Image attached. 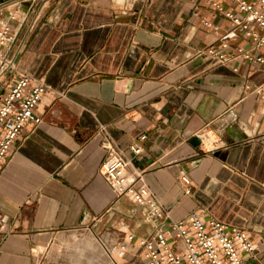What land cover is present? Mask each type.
I'll return each mask as SVG.
<instances>
[{"label":"crops","instance_id":"crops-1","mask_svg":"<svg viewBox=\"0 0 264 264\" xmlns=\"http://www.w3.org/2000/svg\"><path fill=\"white\" fill-rule=\"evenodd\" d=\"M211 1L38 5L15 70L0 75V94L18 74L53 87L36 108L39 122L25 126L0 167V264L141 260L139 239L155 225L100 173L107 136L162 205L163 222L196 210L240 227L256 243L246 263L264 264V91L255 89L264 62L217 63L205 51L224 36L231 52L264 49ZM199 131L221 147L205 150ZM134 140L142 153L129 150Z\"/></svg>","mask_w":264,"mask_h":264},{"label":"built area","instance_id":"built-area-1","mask_svg":"<svg viewBox=\"0 0 264 264\" xmlns=\"http://www.w3.org/2000/svg\"><path fill=\"white\" fill-rule=\"evenodd\" d=\"M233 6L227 8L220 2L211 1L215 11L223 15L234 27H239L249 36L251 47L264 49V0H228ZM46 0H1L0 1V75L16 68L17 54L25 45V33L33 28L36 21L32 15L38 5ZM41 6V5H40ZM240 14V15H239ZM209 24L206 19H202ZM257 27V28H256ZM226 37L221 46L207 47L205 51L215 62L225 63L232 57L261 63L264 56L254 53L250 48L234 46L232 52ZM53 87L42 80L31 79L26 74H18L4 94H0V167L16 139L29 123L39 122L36 113L42 97ZM264 91V82L255 87ZM205 150L216 151L221 144L209 132H197ZM145 139V135L139 137ZM106 158L99 171L114 190L116 196L129 195L141 206L145 222L154 224L149 236L139 239L141 260L133 264H247L248 258L256 253V243L247 232L238 227H228L225 222L215 218L204 219L196 211L180 219L163 222L165 210L158 200L150 194L149 188L139 172H134L131 161L110 137L103 142ZM133 154L142 153V145L133 141L129 145ZM188 184L190 179L181 174ZM188 192V188L185 190ZM133 240L129 233L125 236ZM124 248V245L121 246Z\"/></svg>","mask_w":264,"mask_h":264},{"label":"bare ground","instance_id":"bare-ground-1","mask_svg":"<svg viewBox=\"0 0 264 264\" xmlns=\"http://www.w3.org/2000/svg\"><path fill=\"white\" fill-rule=\"evenodd\" d=\"M91 240V239H90ZM92 246V245H91ZM89 247V246H88Z\"/></svg>","mask_w":264,"mask_h":264}]
</instances>
